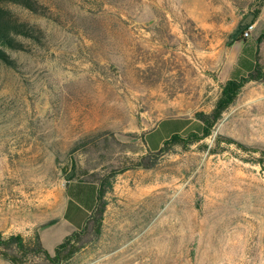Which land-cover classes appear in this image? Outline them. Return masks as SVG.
Instances as JSON below:
<instances>
[{"label":"rangeland","instance_id":"1","mask_svg":"<svg viewBox=\"0 0 264 264\" xmlns=\"http://www.w3.org/2000/svg\"><path fill=\"white\" fill-rule=\"evenodd\" d=\"M35 1L38 11L0 3L38 32L6 48L15 65L0 59L4 236L33 248L74 170L105 184L106 209L66 264H264V81L244 86L209 137L120 171L148 153L144 134L163 118L202 131L197 113L220 96L231 32L258 0ZM51 228L54 253L66 235ZM3 252L0 264H13Z\"/></svg>","mask_w":264,"mask_h":264},{"label":"trees","instance_id":"2","mask_svg":"<svg viewBox=\"0 0 264 264\" xmlns=\"http://www.w3.org/2000/svg\"><path fill=\"white\" fill-rule=\"evenodd\" d=\"M2 2L18 3L32 11H38L37 2L35 0H0ZM264 0H258L257 4L251 8L250 11H254L256 16L260 13ZM0 12V59L11 65H15V61L12 59L6 48L11 47L14 49H25L26 45L17 38V35L21 34L28 37H38L37 29L30 26L25 22L18 20H12L6 18L4 13L6 10L1 9ZM245 15V16H246ZM239 38H244L241 34ZM238 38V39H239ZM264 81V66L260 62H256L253 69L245 76L239 79H228L222 84L220 96L218 97L214 107L210 112L200 111L197 113V117L202 124V131L198 132L191 130L185 132L191 121L186 118H178L175 120V126L180 129H175L169 136L164 139L158 137V132L149 130L144 134V143L148 148V153L143 154L135 163L130 166L123 167L120 171L133 167H151L154 166L157 161V155L166 151L173 145H181L188 147L190 144L199 142L210 135H212L215 126L223 117L224 113L236 102L239 94L244 86L249 82ZM152 137V138H151ZM222 138V137H221ZM223 139L229 144H236L240 148L248 152H261L262 150L256 146H252L241 142L233 137L225 136ZM154 157V159L150 157ZM77 172L73 174L71 178L77 177ZM98 182L96 179H89ZM97 202L92 213L87 217L83 227L79 230L72 232L65 236L63 241L55 248L54 253H50L42 244L39 233L37 232L34 239V247L25 242L22 234H11L7 237L4 236L0 230V246L5 249L3 256L11 261L13 264H66L70 261L71 257L78 250V247L74 244L76 239H80L82 235L87 234L91 230V226L96 225L97 232L101 231V224L103 215L106 209V202L104 196L106 194L105 184L99 183ZM51 222H54L51 221ZM49 222V223H51ZM34 253L35 255L42 256L43 262L28 263L26 259L21 260L20 255L27 256V253Z\"/></svg>","mask_w":264,"mask_h":264},{"label":"crops","instance_id":"3","mask_svg":"<svg viewBox=\"0 0 264 264\" xmlns=\"http://www.w3.org/2000/svg\"><path fill=\"white\" fill-rule=\"evenodd\" d=\"M254 25L256 31L251 37L239 38L229 43L225 49L224 58L219 68V77L223 83L228 79H239L247 75L257 61L264 66V53H261V46L264 45V3L255 18ZM176 119L178 118H163L151 130L158 132V137L164 139L175 129H180L175 126ZM187 126L190 127L191 123ZM98 189V182L93 180L78 177L66 180L62 191V209L59 215L54 219V222L44 223L37 230L43 246L49 248L46 245V240L50 241L49 229H52L51 227L61 226V229L63 228L62 237L83 227L97 202ZM59 236L60 232H57L54 238L58 240Z\"/></svg>","mask_w":264,"mask_h":264},{"label":"water","instance_id":"4","mask_svg":"<svg viewBox=\"0 0 264 264\" xmlns=\"http://www.w3.org/2000/svg\"><path fill=\"white\" fill-rule=\"evenodd\" d=\"M256 13L254 11H250L246 16H244L238 24L235 26L234 30L231 32L228 42L232 43L237 40L243 31L252 25L255 21ZM74 174V170H71L70 173L67 174V179H70Z\"/></svg>","mask_w":264,"mask_h":264},{"label":"built area","instance_id":"5","mask_svg":"<svg viewBox=\"0 0 264 264\" xmlns=\"http://www.w3.org/2000/svg\"><path fill=\"white\" fill-rule=\"evenodd\" d=\"M254 27H255V25H254V23H253V24L250 25L248 28H246V29L243 31V33H242L243 37H245V38H249V37H251V35H252V30L254 29Z\"/></svg>","mask_w":264,"mask_h":264}]
</instances>
